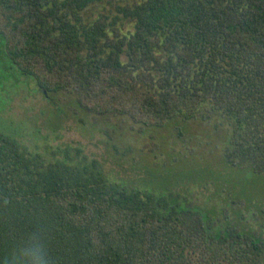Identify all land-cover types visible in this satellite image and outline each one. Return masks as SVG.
I'll return each mask as SVG.
<instances>
[{
  "label": "trees",
  "instance_id": "16d2710c",
  "mask_svg": "<svg viewBox=\"0 0 264 264\" xmlns=\"http://www.w3.org/2000/svg\"><path fill=\"white\" fill-rule=\"evenodd\" d=\"M103 1L0 0V85L29 79L150 128L207 120L209 107L231 128L226 161L263 173L264 0H138L87 19ZM238 208L236 225L185 195L110 180L80 145L0 127V264L32 248L48 264H264V239L244 226L254 211Z\"/></svg>",
  "mask_w": 264,
  "mask_h": 264
},
{
  "label": "rangeland",
  "instance_id": "374dc122",
  "mask_svg": "<svg viewBox=\"0 0 264 264\" xmlns=\"http://www.w3.org/2000/svg\"><path fill=\"white\" fill-rule=\"evenodd\" d=\"M136 1L104 0L84 15L94 20L104 14L113 20L123 17L118 7ZM119 26L125 32L134 30L127 20ZM26 82L16 92L0 85V127L17 128L30 144L80 145L101 161L110 180L185 195L214 216L225 213L240 221L239 202L247 203L255 218L254 224L244 226L264 239L259 227L264 226V172L226 161L231 128L219 113L207 107L203 112L210 117L207 120H174L162 128H150L126 115L82 112L75 95L44 96L32 80ZM230 198L238 205H231Z\"/></svg>",
  "mask_w": 264,
  "mask_h": 264
},
{
  "label": "clouds",
  "instance_id": "9594fccd",
  "mask_svg": "<svg viewBox=\"0 0 264 264\" xmlns=\"http://www.w3.org/2000/svg\"><path fill=\"white\" fill-rule=\"evenodd\" d=\"M24 256L23 264H48L47 258L40 249H28Z\"/></svg>",
  "mask_w": 264,
  "mask_h": 264
}]
</instances>
